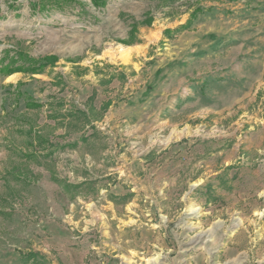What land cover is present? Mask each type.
<instances>
[{
	"label": "rangeland",
	"instance_id": "1",
	"mask_svg": "<svg viewBox=\"0 0 264 264\" xmlns=\"http://www.w3.org/2000/svg\"><path fill=\"white\" fill-rule=\"evenodd\" d=\"M32 1L0 0V66L24 69L0 73V264H264V155L241 153L264 118V0ZM233 58L240 84L220 80ZM232 146L251 165L233 189L187 187L186 165ZM171 158L176 185L151 168L154 197L129 192Z\"/></svg>",
	"mask_w": 264,
	"mask_h": 264
},
{
	"label": "crops",
	"instance_id": "2",
	"mask_svg": "<svg viewBox=\"0 0 264 264\" xmlns=\"http://www.w3.org/2000/svg\"><path fill=\"white\" fill-rule=\"evenodd\" d=\"M195 55V54H194ZM192 55V56H194ZM264 56V55H263ZM263 59V58H262ZM238 58H233L230 62V64L227 67V70H223V72H221L219 75H221V79L220 80H226V78L228 79H233L235 82L239 83L242 81L241 79V74H240V69H239V60ZM256 60V59H255ZM239 62V63H238ZM262 72V73H261ZM171 75L170 78L173 76L174 78L178 77L179 74L177 73V71H170ZM169 73V74H170ZM256 73V72H255ZM257 74H262L261 77L259 78V82L257 84V89L259 88H264V69L263 71H259ZM200 75V74H197ZM202 80L208 81L207 80V72L203 73L202 75ZM232 77V78H231ZM257 77V76H256ZM219 79V78H218ZM237 79V80H236ZM257 80V79H256ZM254 90L253 92L257 91ZM164 91L162 90L161 94ZM252 90H244L243 92L240 91V93L238 94V98L237 100H243L244 98L249 97V99H252V95H253ZM178 97V96H177ZM160 99L162 98V95L159 97ZM175 103L174 106H179L180 103H184V98L183 99H177L174 98ZM178 101H181L179 104L177 103ZM186 101V100H185ZM158 102V101H157ZM163 102V101H162ZM161 103V102H159ZM148 103H145L142 107L143 110L140 111L141 114L135 116V125L136 126H142V124L146 123V119L150 117V108L149 110H145V108L148 106ZM182 105V104H180ZM163 108L159 109L158 114H161V112H163ZM175 109V107H174ZM202 109V108H201ZM155 112V111H154ZM200 111L197 110L196 114H198ZM168 119H164V121L166 122ZM162 119L160 121H158V124H156V126H153L151 128H148V130L146 132H143L140 137L142 139H147V140H151V136L153 135V129L154 128H158L160 129L161 126H163V122ZM143 124V126H144ZM170 125L173 127L175 125V127L178 125V123L174 124V123H170ZM155 130V129H154ZM184 137L187 138L188 135H183ZM250 141L255 138V140L257 141L255 143V146L253 147H245L242 150V154L246 155V156H250V155H264V147H262L263 142H264V118H262L259 123L257 124V126L254 127L253 131L250 132ZM179 138H175V140H178ZM254 140V139H253ZM163 149V148H162ZM160 149V150H162ZM159 150V152H160ZM180 150H176L175 153H177ZM192 150H189V152L187 151L186 154H189L187 156H191L192 155ZM182 151H180L179 155L181 156ZM239 155V151L237 147H230L228 149H221L218 150L216 153H212L213 156V160H215V163L213 164H209L206 162L207 158H209V153L207 152H201V155L199 157H201V160H199V162H197L196 165H186V175H187V187H201L204 190V193L201 194V197H206L205 191L208 189V187L211 188V185H209V183L212 181H215L216 184L215 186L218 189H233L234 187L232 186L234 184L235 179H237V170L238 168L240 169H246V171H249L248 169L250 168L251 165H249L248 163H242L239 162V164L237 165H232L231 161L234 158H237ZM186 156V155H185ZM247 157V158H248ZM174 160H171L168 163H165L163 165H150L148 163L146 164H142L140 166V171H142V178L139 179L138 182H136V180L134 181L133 184H130V188H129V192L133 193V192H137V195H145L146 197H154L151 194H149V191L154 190L151 187H148L147 184H149V182L151 181H155L156 179H158V177L156 176H152L151 174V168L152 169V173L154 172H158L161 170H169L170 173L174 174L175 176L172 177L171 179H169L168 183L166 185H168V187H172L174 185L177 184V176L179 175V163L178 164H174L173 163ZM174 164V167H172V165ZM228 165H232L230 168H226V166ZM260 169V165H257V170ZM257 170L255 172H257ZM127 177H131V173L130 171H128ZM234 178L231 179V178ZM231 181L233 183H231ZM166 185H162V186H157L155 187L156 190L161 191V189H163V187H166Z\"/></svg>",
	"mask_w": 264,
	"mask_h": 264
},
{
	"label": "trees",
	"instance_id": "3",
	"mask_svg": "<svg viewBox=\"0 0 264 264\" xmlns=\"http://www.w3.org/2000/svg\"><path fill=\"white\" fill-rule=\"evenodd\" d=\"M75 1L76 0H35L30 2V5L32 10L44 11L47 10L46 8H49L50 6L61 8L62 4L64 3H70ZM90 1L92 4L98 7L106 4V0H90ZM199 12H200L199 9L194 10V12H192L191 14L189 21L185 26H188L190 24V20L195 18V16ZM54 58H55L54 56H41L39 58L28 57L30 63L33 64L28 70L32 73L40 72L47 65V63L51 62ZM20 70H24V69L19 66L9 65V62L0 66V73L5 75Z\"/></svg>",
	"mask_w": 264,
	"mask_h": 264
},
{
	"label": "bare ground",
	"instance_id": "4",
	"mask_svg": "<svg viewBox=\"0 0 264 264\" xmlns=\"http://www.w3.org/2000/svg\"><path fill=\"white\" fill-rule=\"evenodd\" d=\"M128 52V51H127Z\"/></svg>",
	"mask_w": 264,
	"mask_h": 264
}]
</instances>
